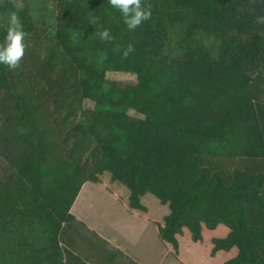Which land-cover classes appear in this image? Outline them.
<instances>
[{"label":"trees","instance_id":"1","mask_svg":"<svg viewBox=\"0 0 264 264\" xmlns=\"http://www.w3.org/2000/svg\"><path fill=\"white\" fill-rule=\"evenodd\" d=\"M145 3L151 18L130 31L108 0H57L56 36L31 53L50 69L37 95L21 65H0L2 142L24 147L0 173V264H69L82 239L115 249L75 211L88 186L97 205L115 197L163 224L175 252L207 241L220 264H264V173L227 185L199 166L264 158V0ZM10 11L0 0V43ZM122 73L135 80L109 78Z\"/></svg>","mask_w":264,"mask_h":264},{"label":"crops","instance_id":"2","mask_svg":"<svg viewBox=\"0 0 264 264\" xmlns=\"http://www.w3.org/2000/svg\"><path fill=\"white\" fill-rule=\"evenodd\" d=\"M94 194V190L83 188L75 211L81 221L115 249L96 246L97 242L91 245L82 239L69 264H220V255L208 253L207 241L195 249L175 252L166 247L160 236L159 227L163 224L148 215L128 212L115 197L104 198L99 206Z\"/></svg>","mask_w":264,"mask_h":264},{"label":"rangeland","instance_id":"3","mask_svg":"<svg viewBox=\"0 0 264 264\" xmlns=\"http://www.w3.org/2000/svg\"><path fill=\"white\" fill-rule=\"evenodd\" d=\"M22 4H23L22 9H16V11L18 12L19 16L26 12L29 16L32 17L34 21V30L32 32L27 33L28 35L25 39V44H26L25 55L21 60L22 64L20 65L22 68V77L23 78L26 77L25 80L27 83H28L27 80L39 81L34 85H31L34 94L37 95L39 94L38 89L42 87V83H40V79H39L41 78L40 74L46 72L48 73L50 72V69L46 71V69L39 68L35 62L34 57H32L31 53L39 49V46L46 45V42L50 41L52 38L56 36V22L59 18L60 12L57 6V0H22ZM109 78L112 81L122 84H128L135 80L132 75L123 74V73L110 75ZM40 106H43V103L42 104L40 103ZM3 140L4 138H2L0 132V173L1 174H2L1 169H3V167L12 170L11 168L12 158L24 150V147H17L16 151L18 152L16 153V151L13 150L12 145H5V143L2 142ZM199 166L203 168H207L211 173H220L223 176L225 183L227 185H230L233 182L234 172L236 170H240L252 175L264 173V158L233 157V156L204 154L199 157ZM86 189L92 190L93 187L88 186L86 187ZM105 190L106 188L104 189V191ZM262 193H263V188H262ZM114 194L117 196V193Z\"/></svg>","mask_w":264,"mask_h":264},{"label":"clouds","instance_id":"4","mask_svg":"<svg viewBox=\"0 0 264 264\" xmlns=\"http://www.w3.org/2000/svg\"><path fill=\"white\" fill-rule=\"evenodd\" d=\"M16 9H22V0H9ZM110 6L121 13L123 23L130 31H135L143 22L149 20L152 15V5L146 4L145 0H108ZM4 17H0L3 20ZM258 23H264V17L258 18ZM90 23L96 25L98 18H92ZM100 31V37L103 40H110V28L103 27ZM27 32L24 30L23 23L17 11H10L6 20V35L0 43V65H5L8 70L14 71L20 67V62L25 55V39ZM134 51L133 45L129 44L123 51V57L127 58Z\"/></svg>","mask_w":264,"mask_h":264}]
</instances>
